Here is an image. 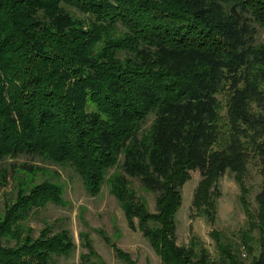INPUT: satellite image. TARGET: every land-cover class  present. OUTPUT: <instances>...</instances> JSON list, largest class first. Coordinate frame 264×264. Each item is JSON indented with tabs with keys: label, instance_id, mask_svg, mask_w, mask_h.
I'll list each match as a JSON object with an SVG mask.
<instances>
[{
	"label": "trees",
	"instance_id": "16d2710c",
	"mask_svg": "<svg viewBox=\"0 0 264 264\" xmlns=\"http://www.w3.org/2000/svg\"><path fill=\"white\" fill-rule=\"evenodd\" d=\"M260 29L264 0H0V161L70 165L91 194L118 165L111 192L164 264H264ZM249 164L261 181L254 211L241 195V240L212 229L213 259L197 238L178 245L174 216L191 172L201 177L192 209L213 222L219 178L231 172L245 193ZM127 178L156 194V212ZM59 195L44 181L4 205L0 264H52L73 247L66 230L34 237L22 223ZM254 230L259 253L243 258Z\"/></svg>",
	"mask_w": 264,
	"mask_h": 264
},
{
	"label": "rangeland",
	"instance_id": "374dc122",
	"mask_svg": "<svg viewBox=\"0 0 264 264\" xmlns=\"http://www.w3.org/2000/svg\"><path fill=\"white\" fill-rule=\"evenodd\" d=\"M259 31L262 38L264 32L262 29ZM29 166L31 170H28ZM119 174L121 170L115 165L109 170L108 179L100 190L91 194L70 165L57 164L36 155L6 157L0 161V221L6 203L13 201L19 194L25 195L37 184L48 181L59 186L60 199L32 209L22 223L31 230L34 237L42 234L48 236L62 230L68 232L73 247L66 254L53 256L52 264H81L82 255L89 258V264H164L142 231L128 226L122 205L111 192L110 181ZM127 179L129 188L146 209L156 212V194L143 187L137 179ZM200 179V174L193 171L181 188V205L174 216L176 243L186 245L190 238H197L213 259L217 252L210 236L211 230L217 229L232 241L241 240L248 223L240 198L243 194L254 211V198L261 177L257 168L249 164L241 179L245 188V193H242L240 182L234 174L226 171L217 183L220 195L213 222L192 209L193 194ZM134 221L136 223V219ZM251 246V256L246 253L242 255L243 258L249 259L259 253L256 230L252 232ZM240 251L245 250L241 247Z\"/></svg>",
	"mask_w": 264,
	"mask_h": 264
}]
</instances>
